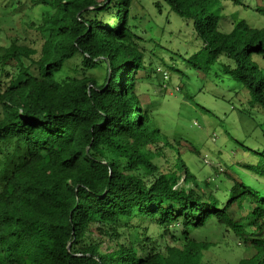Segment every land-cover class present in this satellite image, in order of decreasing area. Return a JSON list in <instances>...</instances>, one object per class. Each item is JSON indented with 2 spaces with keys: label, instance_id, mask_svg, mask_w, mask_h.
Masks as SVG:
<instances>
[{
  "label": "trees",
  "instance_id": "1",
  "mask_svg": "<svg viewBox=\"0 0 264 264\" xmlns=\"http://www.w3.org/2000/svg\"><path fill=\"white\" fill-rule=\"evenodd\" d=\"M31 1L50 11L39 49L16 37L0 47V264H200L210 243L192 233L210 224L253 250L235 264H264V191L226 174L219 198L220 169L199 183L178 156L166 171L153 162L151 147L166 142L135 92L144 64L130 0ZM162 2L201 44L187 61H220L261 109L264 138V27L232 14L226 30L220 0ZM255 10L264 15V4ZM76 55L80 75L59 80ZM156 74L166 89L170 71ZM249 151L261 158L244 167L264 177V147ZM94 224L115 237L123 229L125 241L100 250L87 241ZM150 225L176 246L156 243Z\"/></svg>",
  "mask_w": 264,
  "mask_h": 264
},
{
  "label": "rangeland",
  "instance_id": "2",
  "mask_svg": "<svg viewBox=\"0 0 264 264\" xmlns=\"http://www.w3.org/2000/svg\"><path fill=\"white\" fill-rule=\"evenodd\" d=\"M220 2L226 30L232 14L254 27H264V15L255 10L264 0H241L239 5L231 0ZM31 4V0H0V47L7 45L9 38L16 37L19 43L39 49L41 37L36 27L41 16L50 11L45 4ZM129 19L133 41L143 54L144 64L135 74V92L142 105L149 108L152 123L166 142L161 138L151 147H156L153 162L161 171H166L173 168L178 156L199 183L209 178L207 173H213V168L220 169L222 172L216 178L212 174L213 179L221 181L219 187L212 189L219 198L223 194L221 186L226 187L232 181L225 178L226 174L241 180L257 193L264 191V177L244 167L256 164L261 158V154L249 151L264 147L258 127L261 109L249 107L247 92L221 72L220 61L210 65H193L187 61L201 44L194 36L191 21L175 15L162 0H130ZM80 62L77 55L67 60L57 74L58 79L78 77ZM163 68L170 71L166 89L161 88V76L156 74ZM179 185H183L182 181ZM185 185L191 186V183ZM203 189L209 191L210 188ZM95 227L96 224L92 225L87 241L97 243L102 251L125 241L123 229L119 231L120 236L115 237L113 230ZM149 233L162 246L177 244L169 233L161 236V230L155 225H150ZM192 235L210 243L200 264H235L253 252L229 232L223 236L222 228L214 224Z\"/></svg>",
  "mask_w": 264,
  "mask_h": 264
}]
</instances>
